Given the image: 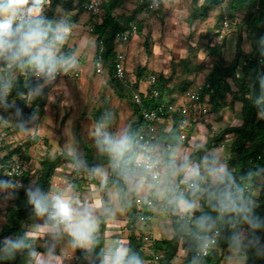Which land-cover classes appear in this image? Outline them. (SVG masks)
Returning a JSON list of instances; mask_svg holds the SVG:
<instances>
[{"label":"rangeland","instance_id":"obj_1","mask_svg":"<svg viewBox=\"0 0 264 264\" xmlns=\"http://www.w3.org/2000/svg\"><path fill=\"white\" fill-rule=\"evenodd\" d=\"M228 1L226 0L223 5L212 11L208 19H200L195 16L203 0L152 1V6L151 4L147 6L146 10L137 16V23L142 26V31L134 39L135 49H130L132 41L128 45L127 67L130 76L138 77V68L144 69V73L151 71L162 73L167 77L169 87L174 89L173 92L177 96L180 95V89L183 87L191 89L194 85L206 82L207 77L220 60L218 55L212 51L214 48H218L226 66L230 65L235 58L239 39H241L240 47L244 55L253 54L254 40L249 37L245 28L242 29L240 26L245 13L238 12L232 15ZM143 3V0H126L122 8L116 10V14L129 15L137 5ZM49 9V3L46 2L42 12L45 17ZM91 17V14L81 11V8L72 9L70 6L57 8L51 21L54 24L64 21L70 25L71 29L68 40L58 49V55H63L68 49H74L72 58L77 60V64L65 76L53 82L40 83L39 91H45V105L41 116L31 117L28 122L23 123L20 120L23 114L21 110H6V106L13 107L16 102L13 100L6 104L0 97V147L4 152L22 147L21 153H24L30 162L32 172L36 175L30 180L29 187H35L44 159L55 158L61 153H67L70 144L69 136L76 146L77 162L74 164V172L76 175L81 172L87 175L81 181L90 182L95 179L94 175H90L92 169L83 160L87 152L86 149L91 152L93 166L110 165V177L113 166L108 156L99 151L96 146L95 137L92 135L94 127L104 118L108 124V130L113 134H129L131 126L136 121L135 109L127 90L113 84L107 73L96 71L93 62L96 53V37L90 31L93 26ZM226 22L229 23L228 27H225ZM3 63L0 62V72L4 68ZM240 64L243 65V59ZM241 69L240 66L238 70L241 71ZM20 73L19 70L14 71L12 78L18 77ZM229 81L233 90H237L232 80L229 79ZM232 97V95L228 96V102H231ZM44 122L50 129L45 132L46 134L40 131V125ZM201 123L206 127V138L203 136L202 139V141L205 139L206 142L207 139L214 138L221 133L223 129L242 123L241 103L238 101L233 106L228 105L219 112L212 111L208 122L202 121ZM36 135L39 138L37 142L33 143ZM232 137L234 136L229 137V141L224 140L218 148L213 149L215 164L205 160L203 164L191 166L199 168L201 173L200 177L194 181L195 183L204 180L210 185H214L218 181L207 169L210 166H222L225 170L228 168L231 157L230 144L236 138ZM162 139L164 138L162 137ZM162 142L164 145L165 142L163 140ZM167 142L169 144L173 142L172 160L168 164H163L166 174L161 176L160 180L165 187H160V189L167 191V197L170 198L173 195L182 194L185 170L178 166L189 164L187 162L189 152L181 140L180 131L173 133ZM61 175L62 171L59 170L58 179ZM56 182L57 180L54 183ZM169 189L170 191H168ZM0 197V225L3 226L7 220L6 210L11 204L4 195ZM163 197L165 196L161 195V199ZM191 200L195 201L198 206L197 197ZM168 207L170 211H168ZM164 209L169 213L172 212L171 210L175 211L168 198L164 203L160 202L154 206L155 219L153 222L159 228L169 227ZM140 223L143 222L139 217L133 227L139 232L137 235L140 236L143 233L144 238L151 239V242L143 240L144 251L146 255H149L151 251L146 248L153 247L157 239L152 234L147 232L146 234L144 229L139 228ZM127 228H130V225ZM244 233L242 230V239ZM129 234L130 229L125 237L126 245H128ZM164 238L165 236L162 237V239ZM167 238L168 236L165 239ZM238 248L240 250V247ZM238 248L236 247L235 250ZM232 251L229 250V253ZM184 252V250H180L172 264H181L185 259ZM228 254H224L223 260Z\"/></svg>","mask_w":264,"mask_h":264},{"label":"trees","instance_id":"obj_2","mask_svg":"<svg viewBox=\"0 0 264 264\" xmlns=\"http://www.w3.org/2000/svg\"><path fill=\"white\" fill-rule=\"evenodd\" d=\"M87 1L89 0H46L50 8L46 18L51 21L57 12V8L61 6H70L72 9L81 8V11H84L81 6ZM125 1L102 0L101 12L91 14L90 20H92L93 34L96 37V52L100 50L101 46L104 47V73L110 76L113 84L127 90L131 98V89L127 88L115 76L114 62L118 48L115 43V35L119 31L128 30L132 22H137V16L143 13L154 0H143L144 3L137 5L129 15H117L116 10L122 8ZM225 1L203 0L195 16L200 19H208L210 13L223 5ZM228 5L232 15L238 12L245 13L240 26L242 29L245 28L249 33V37L253 38L254 53L244 55L240 47L241 39H239L235 58L230 65L226 66L218 48H214L212 51L218 55L220 60L207 77L206 82L210 85V88L206 90V94L209 98L211 112H219L222 108L228 105L233 106L234 103L239 101L241 103L242 123L223 129L221 133L214 138L207 139L201 146H193L194 132L198 121L190 120V124L187 126V138L183 141L184 145L192 148L187 158L190 166L203 164L205 160L215 164L213 149L218 148L224 140L229 141L231 136L236 138L230 144L231 157L223 181H217L214 185H210L204 180L199 181L195 183L198 187L193 189H189L191 182L183 181L182 194L190 200L197 197L198 206L193 213L187 216H182L171 210L170 218L175 232L174 236L170 239H157L152 247L155 252L163 254V264H172L180 249L186 251L185 259L181 264H190L194 261L195 234L199 231L207 230L200 229L196 224V218L201 215H208L213 218L212 225L215 224L219 228L220 235L217 239L216 247L211 251L209 257L203 259L199 264H222L223 254L221 250L227 248L235 249L236 247H240V254L244 256L245 264H264V227L253 229L241 216L232 212L221 211L218 208V200L221 194L225 191H230L237 202L250 205L254 215L264 220V116L260 115L261 111H264V94H262L260 86L261 79H264V42H262V38H264V0H229ZM141 31L142 26L138 23V32ZM73 54L74 49H68L62 56L72 57ZM242 59L243 65L240 64ZM3 64L4 68L0 72V85L8 82L11 86L7 91H0V97L6 104L13 100L16 102L13 107L8 108L6 106V110H21L23 114L20 120L23 123L28 122L31 117L41 116L45 105V91H36L39 89L40 83L31 80L30 75L33 70L28 67H8V64ZM240 66L242 67L241 71L238 70ZM17 70L21 71V73L13 79L12 74ZM153 74L158 76L157 87L161 93L159 102L167 100L171 102L177 101V98L173 97L174 89L169 87L168 79L162 73L158 74L155 71L144 73V69L138 68V77L134 80L135 88L138 89L141 81ZM229 79L232 80L237 90H233ZM189 89V87L181 88L180 97L185 96ZM229 95L233 96L231 102H228ZM31 96L33 97L31 98ZM132 104L135 109L136 121L131 126L129 135L134 139L142 129V120L139 108L133 101ZM181 120L182 117L178 114L168 115L165 120L172 123V128L166 139L163 137L165 142L162 155L164 164H168L172 160L173 142L169 144L167 140L171 139L173 133L180 131L179 123ZM38 138L36 135L33 143L37 142ZM21 148L16 147L4 152L0 147V161L2 163L7 165L11 162L19 161L23 164L26 171L22 179V185L5 195L10 200L11 205L6 210V223L3 226L0 225V241L5 237L14 236L18 232L25 233V225L36 214L32 205L28 203L26 196L30 180L36 175L32 172L30 162H28L24 153H21ZM86 151L83 160L92 169L93 159L91 152L88 149ZM76 162L77 158L69 153H61L55 158L44 159L41 163L35 187H39L45 193H49L53 177L57 173L59 166L62 163L76 164ZM3 171L1 170L0 172V178L3 175ZM112 184L120 187L123 192L125 191L123 176L113 168L111 169V176L107 185ZM255 192H257V195H255ZM167 209L170 211L169 207ZM142 214H153V209L147 204V200L142 201L141 207L133 211L129 219L128 247L141 257L143 264H149L150 257L146 255L143 246V233L140 236L137 235L139 232L133 227L136 219L141 217ZM105 224V217H102L97 232L96 244L91 250L87 251L91 260L86 261L85 264H100L101 257L99 253L104 248ZM242 230L245 232L244 238H241L243 244L236 245L233 242V237L237 234L242 236Z\"/></svg>","mask_w":264,"mask_h":264},{"label":"clouds","instance_id":"obj_3","mask_svg":"<svg viewBox=\"0 0 264 264\" xmlns=\"http://www.w3.org/2000/svg\"><path fill=\"white\" fill-rule=\"evenodd\" d=\"M45 3L46 0H0V62L11 66L28 67L38 77L52 80L60 70L67 72L76 67L77 60L58 55V49L68 40L71 29L64 21L54 24L48 20L42 14ZM10 86V83L5 82L0 85V91H7ZM260 86L264 94V79H261ZM260 115L264 116V111H261ZM92 135L99 151L108 156L113 169L126 179L131 189L143 190L145 185L141 179V172L152 171L154 160L151 153L157 151L156 147L150 146L145 150L143 146L137 145L129 134H113L108 130L104 118L95 125ZM178 167L185 170L184 177L188 182L195 181L201 175L197 167L190 165ZM95 171L103 174L99 168ZM207 171L218 181L225 179L226 170L222 166H210ZM16 186L15 181L11 179H0V188ZM192 187L198 185L192 184ZM158 195L168 198L174 210L182 216L193 213L197 208L196 202L183 194L169 198L167 191L162 189ZM26 196L34 212L47 217L50 222L41 225V229H47L54 237L63 232L70 237L73 247L86 251L91 250L96 244L100 225L97 210L111 211L103 204L85 203L77 206L68 194L45 193L39 187H29ZM218 208L241 216L253 229L264 227V220L254 215L252 207L237 202L230 191L221 194ZM212 223L213 218L208 215L196 218V224L202 230L210 228ZM28 241V233L5 237L0 241V259L10 258L18 251L29 248ZM233 242L236 245L243 244L240 234L233 237ZM99 255L100 264H143L141 257L123 243H114Z\"/></svg>","mask_w":264,"mask_h":264},{"label":"crops","instance_id":"obj_4","mask_svg":"<svg viewBox=\"0 0 264 264\" xmlns=\"http://www.w3.org/2000/svg\"><path fill=\"white\" fill-rule=\"evenodd\" d=\"M134 39L135 37L132 39L130 49H135ZM127 59L128 48L126 50V70L130 79L135 80V78L130 76V71L127 67ZM141 86H143V83ZM175 95L176 94H173V97H180V95ZM171 128L172 123L165 121L161 125L160 129L161 137L166 139L171 131ZM205 128V124L198 121L194 132L193 146H201L205 143V139L202 141L203 136L206 138ZM40 131L44 134H46L45 132L50 131L49 126L48 128L46 126V122L41 123ZM70 139L71 137L69 136L68 142L70 141V144L66 152L75 156L76 146L75 143ZM185 149L188 150L189 154L192 151V148L188 146ZM74 167L75 165L72 163H62L59 166L57 173L53 177L50 193H66L73 198V201L77 206L85 203H94L96 205L103 204L106 209L111 210L103 212L99 209L97 210V215L100 221L102 217H105L106 221L104 229L103 251L114 243H123L126 245L125 237L127 236L129 229L127 228L129 225V219L131 218L133 211L140 208L142 201L147 199L153 200L154 203L152 206V220L148 223H140L139 228L144 229L145 233L147 232L148 234H152L155 239H162L163 236H165V238L168 236L167 239H170L174 236L175 232L172 228L170 213L166 209L164 210L168 218L169 227L167 226L165 228H159V226L154 225L153 222L155 219L154 206L160 202L164 203V201L167 199L166 197L161 199V195H158V193L161 192L160 187L162 188L164 186L161 180L159 183H155L154 181L150 180L149 177L141 175V179L144 181L145 186L143 190L133 191L126 179L123 177V185L125 186V191L123 192L117 185H107L110 178L109 164H98L97 166H93L90 175H94L95 179H92L90 182L81 181V179L86 178L87 175H85L83 172L76 175L74 172ZM97 168L101 169L103 174L96 173L95 169ZM59 170L62 171V175L59 177L60 179L57 177ZM165 174L166 171L163 169L162 176ZM56 180L57 182L54 183ZM46 223L50 222L45 216H39L35 214L33 217H31L29 222L24 227L25 233L29 234L28 243L30 244V247L18 251L11 258L0 259V264H85L86 261L91 260V257L87 251L81 248L73 247L70 237L63 232L54 237L47 229H41L40 226ZM20 234H22V232H18L14 236H18ZM146 249L151 252L153 250L152 247H148ZM229 250H233L232 253H229ZM33 253H35V255H33ZM184 253V256H186V251ZM221 253L223 256L225 253L226 255L229 253L227 257H224V264H245V258L240 254L239 248L236 250L227 248L221 250Z\"/></svg>","mask_w":264,"mask_h":264},{"label":"built area","instance_id":"obj_5","mask_svg":"<svg viewBox=\"0 0 264 264\" xmlns=\"http://www.w3.org/2000/svg\"><path fill=\"white\" fill-rule=\"evenodd\" d=\"M154 4V3H153ZM152 6V4H151ZM84 11L89 14H96L101 12L102 0H89L81 6ZM229 23H225V27H228ZM90 31L93 32V26ZM138 23L132 22L130 28L126 31H119L115 35V43L117 44V52L115 56L114 69L115 76L120 80L127 88L131 89V98L134 104L139 108L142 129L139 134L134 138V142L137 145L143 146L146 150L150 146H155L157 151L151 153L154 164L152 165L151 172H141V175L149 177L150 180L155 183H159L162 170H163V152L164 145L161 137V125L165 122L168 115L178 114L182 117L179 123L181 132V140L184 141L187 138V126L190 124V120H197L200 122H208V117L211 115L209 98L207 97L206 90L210 88L207 82L194 85L189 89L185 96L177 97V101H161L160 90L157 87L158 76L153 74L147 79L141 81L138 89L135 88V81L131 80L126 70V50L129 43L134 37L138 35ZM104 47L101 46L100 50L95 53L94 64L98 73L104 72ZM68 72V71H67ZM67 72L59 71L55 79L46 80L43 77H38L34 71L30 75V78L34 82H53L58 78L65 76ZM143 83V86H141ZM3 171V175L0 179H11L15 181L16 187L14 188H0V196L8 195L14 189L22 185V179L25 175V168L19 161L11 162L7 165L0 161V172ZM192 181L189 184V189H193ZM188 189V190H189ZM147 204L152 207L153 200L147 199ZM140 220L143 223H148L152 220L151 214H142ZM220 235L219 228L213 224L209 229L205 231H199L195 234L196 246L194 251V261L190 264H199L203 259L209 257L211 251L216 247L217 239ZM145 241L151 242V239L144 238ZM149 264H163V254L161 252L152 251L149 255ZM64 264V263H61Z\"/></svg>","mask_w":264,"mask_h":264}]
</instances>
